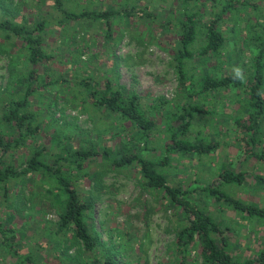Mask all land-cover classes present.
<instances>
[{
    "label": "rangeland",
    "instance_id": "rangeland-1",
    "mask_svg": "<svg viewBox=\"0 0 264 264\" xmlns=\"http://www.w3.org/2000/svg\"><path fill=\"white\" fill-rule=\"evenodd\" d=\"M254 1L258 5L256 10L239 9L220 22L226 41L219 57L187 61L189 85L192 82L198 87L207 75L218 78L231 71L241 77L249 75L255 55L251 36L264 35V0ZM64 3L74 10L127 9L132 15H116L107 28L101 21L59 22L60 14L52 6L54 0H0V19L12 16L15 21L28 24L48 22L45 50L54 55L44 65L34 67L41 74L40 80L33 83L37 90L29 104L36 113L35 121L48 130L50 126H61L70 142L86 149L106 148L112 154L131 150L152 160L167 156L168 164L161 168L167 182L182 190H192L189 199L212 216L221 228L227 229L228 245L223 246L217 237L218 245L235 259L258 255L264 247V218L248 217L227 202L197 190V187L215 184L222 167L241 171L245 175L242 184H223L221 190L242 203L264 209V161L244 159L245 137L249 136L235 123L236 119L247 117L246 95L236 88L222 87L192 97V104L204 111L194 115L188 139L216 142L213 153H174L164 149L170 139L164 127L170 121L168 111L186 100L173 61L178 33L175 24L185 9L182 1L64 0ZM204 4L201 23L205 24L213 16L209 11L216 12L219 6L212 1ZM204 30L205 26L200 25L194 48L204 38ZM25 62L26 52L19 41L5 38L0 31V113L5 99L24 91L25 86L16 77L28 70L29 64ZM90 76L99 85L110 78L113 86L122 87L126 93H136L145 109L158 103L157 108H149L157 119V126L147 141L129 122L94 105L78 83ZM47 80L64 82L46 84ZM260 129L261 141H264V121ZM45 133L35 140L36 144L49 146L44 159L59 153L54 145L50 146ZM32 144L28 138L26 148L13 151L15 166L25 159ZM254 150H261V144ZM68 172L73 174L81 195L92 202L89 222L104 244L103 252L107 249L114 254L119 264H179L175 239L176 231L184 222L181 210L162 191L144 187L137 166L117 169L95 158L80 171ZM47 185L38 178L23 179L11 183L6 198L0 192V223L14 230L15 238L11 241L19 249L17 255L0 243V264H24L23 257L28 253L37 264L92 262L77 239L58 231L55 201L59 193L54 189L50 192ZM198 248L199 244H195L189 249L185 264H203Z\"/></svg>",
    "mask_w": 264,
    "mask_h": 264
},
{
    "label": "trees",
    "instance_id": "trees-1",
    "mask_svg": "<svg viewBox=\"0 0 264 264\" xmlns=\"http://www.w3.org/2000/svg\"><path fill=\"white\" fill-rule=\"evenodd\" d=\"M185 7L182 15L177 18L175 26L178 25V33L173 54L174 67L178 74V81L185 92V101L182 105L173 106L169 112L170 121L165 123L166 131L170 133V139L164 145L168 152H188L196 154L213 153L217 147L216 142H192L188 139V129L196 113L204 110L197 104H192V97L198 94L216 91L222 87L236 88L241 94L246 95L249 108L246 119L238 118L236 125L244 132L245 137L244 159L255 158L264 161V141H261L260 126L264 121V35L252 33L251 36L255 55L252 58L251 71L247 77H241L238 72L231 71L221 77L215 78L205 76L198 87L191 82L187 76V61L201 57H219L224 46L225 37L220 29V22L230 16L232 12L237 13L239 9L251 8L256 10L257 3L254 0H181ZM204 1H212L218 7V11H209L213 16L207 22L201 23L205 4ZM53 8L59 12L60 21H101L110 28L109 22L116 15L131 16L132 13L119 10L94 11L82 8L74 10L64 0H54ZM142 12H139L141 14ZM47 21H36L35 23L17 22L13 17L0 19V31L7 39L14 38L19 41L22 49L26 52L28 70L21 71L19 77L24 91L18 96H9L5 99L0 113V192L8 196L11 183H17L23 179L38 178L46 182L50 192L55 190L58 198L57 225L58 231L71 234L77 239L87 258L92 257L90 264H119L115 255L103 252L104 244L92 224L89 222L92 202L83 197L78 186L73 180V174L69 170L80 171L92 159L100 158L113 168L122 169L137 166V172L144 187L157 189L168 197L175 208L181 210L184 222L176 231V247L180 255L179 264H185L188 251L195 244H199V254L203 264H264V247L255 257L246 259H235L233 255L223 246L228 245L227 229L221 226L212 216L198 208L189 199L192 190H182L167 182V176L162 167L168 164V158L152 160L145 158L131 150L119 151L112 154L109 149L95 148L86 149L75 146L67 138L65 131L59 125L50 126V130L43 128L42 123L36 122V113L29 108L31 96L37 90L33 86L36 80H40V73L34 68L36 65H44L53 58L51 52L45 50ZM200 25L205 26L204 38L196 46L200 34ZM107 36L111 35L106 34ZM24 77V78H23ZM24 80V85L22 82ZM44 80L43 77H41ZM63 80H47L46 84L62 83ZM85 90L86 95L92 100L97 108L102 107L109 112L117 114L121 119L141 133L144 141L148 140L149 134L157 126V119L150 109H155L158 103L143 107L140 97L136 93H126L120 86H113L112 80L106 78L99 85L94 77H84L78 82ZM196 86L194 93L192 90ZM150 113V114H148ZM47 132V133H45ZM49 132V133H48ZM49 136L50 146L58 149L56 155L44 159V153L49 146L36 144L41 134ZM47 134V135H46ZM30 138L34 144L26 153V157L19 166L13 163L12 155L19 147L26 148L27 139ZM52 141V143H51ZM263 142V143H262ZM54 143V144H53ZM56 143V144H55ZM261 144V150H254ZM76 176V175H75ZM244 173L241 171L222 167L219 171L218 181L215 184L197 187L198 191L217 201H224L237 211L243 212L248 217L264 218V209L233 199L221 190L223 184H242ZM195 190V189H194ZM193 190V191H194ZM217 237L221 239L223 246L217 243ZM14 230L0 223V243L14 254H19L13 242ZM24 264H37L31 254L23 257ZM88 264V263H86Z\"/></svg>",
    "mask_w": 264,
    "mask_h": 264
}]
</instances>
